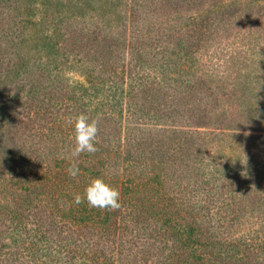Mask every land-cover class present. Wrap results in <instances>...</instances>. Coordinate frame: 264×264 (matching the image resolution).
Segmentation results:
<instances>
[{"label":"trees","instance_id":"16d2710c","mask_svg":"<svg viewBox=\"0 0 264 264\" xmlns=\"http://www.w3.org/2000/svg\"><path fill=\"white\" fill-rule=\"evenodd\" d=\"M14 1L9 32L0 13V88L10 92L14 83L40 95L44 73L31 74L27 55L41 53L43 71L60 79V26L56 14L45 9L49 0ZM139 1L100 0L104 23H126ZM91 2L66 0L76 10ZM23 6L31 10L24 12ZM12 41L16 58L2 48ZM179 47L184 61H190L193 45L185 38ZM130 49L116 87L96 92L87 76L84 82L68 83L65 99L72 103L62 104L57 156L41 163V155L0 149V264H264L262 68L254 67L253 75L237 74L232 82L259 91L242 104L237 117L225 110L228 117L218 115V122L200 126L191 123V110L167 102L158 70L152 77L141 75L147 60ZM187 62L175 73L188 89ZM85 97L87 104L81 103ZM80 113L98 120L99 151L81 154L73 178L66 159L74 146L73 129L66 117ZM215 113L206 112L204 121L209 123ZM4 116L0 109V127L10 124ZM190 163L197 167L189 169ZM95 177L120 192L119 210L75 204L74 196L83 195Z\"/></svg>","mask_w":264,"mask_h":264},{"label":"rangeland","instance_id":"374dc122","mask_svg":"<svg viewBox=\"0 0 264 264\" xmlns=\"http://www.w3.org/2000/svg\"><path fill=\"white\" fill-rule=\"evenodd\" d=\"M49 1V6L46 3L44 6L50 16L56 14V23L60 26L56 38L64 49V58L60 57L58 65L62 70L61 78L54 74L50 77L43 71L44 66L38 62L41 53L29 52L31 74L44 73L40 81L43 90L38 95L34 89L36 95H32L14 83L9 87L10 92L0 88V109L5 119L7 115V121L10 120L8 126L0 127V149H21L22 153L29 151L33 157L41 155V163L57 156L62 151V140L58 136L62 124L58 119L64 114L62 104L72 103L65 99L69 98L70 85L84 82L87 76L95 84L96 92L116 87L114 82L122 75V61L130 46L136 58L141 53V59L147 60L141 75L152 77L158 70L167 102L191 110V123L204 126L218 122V115L228 117L225 110L236 116L242 104L259 92L250 87L242 89L232 82L237 74L253 75L254 67L262 68L258 72L264 77V0H140L126 23L114 19L113 23H108L110 27L101 17L100 0H92L83 10L70 8L66 0ZM61 1L65 4H60ZM108 1L114 3V0ZM14 3V0H0V13L6 19L3 28L8 32L16 11L9 5L14 6ZM27 8L23 6L22 10H31ZM123 11L127 10L123 8ZM34 12L39 15L38 11ZM185 38L195 51L188 62L179 54V46ZM12 44L3 43L2 48L16 58L18 51L13 41ZM184 62L189 69L184 78L190 82L188 89L180 84L175 73ZM241 77L239 82H242ZM88 99L83 98L81 103H89ZM213 111L216 113L210 122L204 121L208 118L206 112ZM193 166L197 167L190 163L188 168L194 170ZM235 235L237 238L245 236Z\"/></svg>","mask_w":264,"mask_h":264},{"label":"clouds","instance_id":"9594fccd","mask_svg":"<svg viewBox=\"0 0 264 264\" xmlns=\"http://www.w3.org/2000/svg\"><path fill=\"white\" fill-rule=\"evenodd\" d=\"M67 123L72 126L74 146L68 151L66 159L70 161L67 169L71 177L79 173L78 159L81 154H95L99 149L95 146L98 134V120L90 119L86 114L80 113L68 118ZM75 204L86 202L89 207L101 210L116 211L121 208L120 192L104 179L92 178L83 190V195L74 196Z\"/></svg>","mask_w":264,"mask_h":264}]
</instances>
